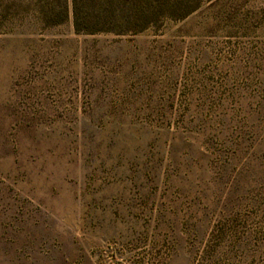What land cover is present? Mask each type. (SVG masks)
Instances as JSON below:
<instances>
[{"label": "rangeland", "instance_id": "obj_1", "mask_svg": "<svg viewBox=\"0 0 264 264\" xmlns=\"http://www.w3.org/2000/svg\"><path fill=\"white\" fill-rule=\"evenodd\" d=\"M80 2L0 0V264H264V0Z\"/></svg>", "mask_w": 264, "mask_h": 264}, {"label": "trees", "instance_id": "obj_2", "mask_svg": "<svg viewBox=\"0 0 264 264\" xmlns=\"http://www.w3.org/2000/svg\"><path fill=\"white\" fill-rule=\"evenodd\" d=\"M72 2L74 9L73 21L76 32H82V31H86L90 33H96L98 31L110 32V31H114L115 27L117 26L123 28L122 32L124 31V15L121 17H117L115 11H113V15L108 18L98 14L93 15V13L89 11L85 12L83 7L84 4H82L80 0H72ZM114 2L115 0H112V3ZM153 11L154 9L151 6L145 9L144 13L146 14V16L141 18L138 17L137 20L134 22L135 26L137 25V27L135 28L136 30L148 28L151 22L149 21V19ZM130 21L131 20H128V23ZM127 25L130 27L129 24Z\"/></svg>", "mask_w": 264, "mask_h": 264}]
</instances>
